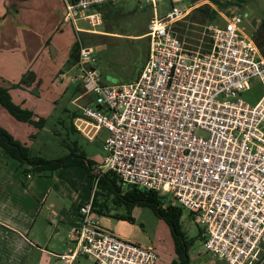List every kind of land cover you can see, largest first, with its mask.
I'll return each instance as SVG.
<instances>
[{"label": "built area", "instance_id": "obj_1", "mask_svg": "<svg viewBox=\"0 0 264 264\" xmlns=\"http://www.w3.org/2000/svg\"><path fill=\"white\" fill-rule=\"evenodd\" d=\"M124 1L63 0V22L77 34H99L103 8ZM142 1L153 16L148 58L135 81L105 83L92 66L93 48L79 40L73 81L87 100L78 121L83 131L108 133L99 170L126 186L171 194L199 226L212 264H264V92L255 105L242 97L253 79L264 87V48L235 15L203 27L207 49H190L174 31L189 8L160 16L159 0ZM93 199L80 206L75 245L58 256L60 264L80 257L160 264L152 246L124 241L93 219Z\"/></svg>", "mask_w": 264, "mask_h": 264}, {"label": "crops", "instance_id": "obj_2", "mask_svg": "<svg viewBox=\"0 0 264 264\" xmlns=\"http://www.w3.org/2000/svg\"><path fill=\"white\" fill-rule=\"evenodd\" d=\"M244 1L159 0L158 14L165 16L174 6L189 8L191 14L198 7L206 5L217 13L218 19L225 23L233 16L245 12ZM234 2H237L234 4L235 7L229 8V4ZM112 8L113 5L105 6L103 11L104 13L114 12ZM64 14L63 0H0L1 87L12 89L28 71L35 72L42 82L43 76L53 67V61L57 60L56 58L61 54L68 64L72 45L67 42L68 24L63 22ZM260 22L261 19H255L253 26L257 29ZM98 33L102 32L98 31ZM53 47L55 56L52 52ZM31 90L14 89L11 90V94L12 97L17 96L16 104L33 111L35 119L39 120L42 117L35 113L33 106V108L29 106L37 103L34 100L41 94L35 96ZM76 116L69 126L71 134H80L89 141H98L100 153L95 157L91 155L89 157L87 151L83 150L77 141L73 142L71 148L76 145L80 151H83L87 158L96 164L92 173L100 175L99 169L105 155L103 145L108 133L104 129L83 131L85 125L78 121L80 110ZM0 126L19 142L26 144L35 155L32 146L40 140V132L37 135L18 139L17 135L10 132L7 127L1 124ZM45 126L46 121L44 127L39 130H44ZM20 129L18 132H22V128ZM38 156H41L40 153ZM79 169L86 174L85 169L80 166L35 170L21 164L0 147V264H60L58 256L68 252L75 245L74 232L81 223L79 208L91 199L96 188L97 178L89 179L87 174V182L82 180L80 184H74L73 178H79L77 176ZM73 173L76 174L72 176ZM112 198H105L102 195L98 198L102 220L97 218L95 220L104 223V228L124 239L127 236L123 229L125 224H116L114 218L117 217L126 225L135 224V221L121 219L126 216L124 213L113 214L115 208L109 205ZM115 206L116 210L122 207ZM86 258L88 257H80L74 264H87L88 262L84 260ZM209 264H212L211 260Z\"/></svg>", "mask_w": 264, "mask_h": 264}, {"label": "rangeland", "instance_id": "obj_3", "mask_svg": "<svg viewBox=\"0 0 264 264\" xmlns=\"http://www.w3.org/2000/svg\"><path fill=\"white\" fill-rule=\"evenodd\" d=\"M235 3L237 2L230 3L228 7H235ZM162 6H166V4H162ZM243 8L245 12L240 14L243 18V30L245 33L254 36L257 29L253 26V21L264 18V0H245ZM112 9H114V12H105L106 19L103 25L97 28L102 33L96 35L82 33L78 35L75 28L68 25L66 27L67 42L73 48L80 40L86 46L93 48L94 62H92V66L99 71L105 83H128L139 77L148 58L149 39L143 33L148 32L153 8L142 0H128L114 4ZM209 23L204 21V17L199 12H193L187 17L186 23L182 24L185 26V35H181V27H175L174 31L178 38L186 43L188 48L198 49L194 46V43L200 40L201 49L205 50L202 44H209V39L203 35V27ZM218 24H223V22L219 19ZM78 25L84 29L89 28V25L84 21H80ZM199 36L200 39H198ZM56 59L53 61V67L48 70V74L43 76V80L38 87V93H35V85L26 89L27 91L32 89L31 92H34L32 94L35 96L41 94L38 99L34 100L37 103L32 101L34 104L29 107L33 106L35 113L46 120L45 131L15 121L1 105L0 124L17 135L18 139L27 138L29 135H37L40 132V140L32 148L35 155L40 153L46 159L53 160L64 157L69 153L73 142L76 141L83 150L87 151L89 157L90 155L95 157L96 154L99 155L100 153L99 142L89 141L80 134H71L69 127L73 121V115L77 114L79 107L87 100L82 97L83 90L79 84L73 81L76 69L68 66L63 54ZM62 73L67 75L64 76ZM263 92L264 87L260 80L253 79L250 90L243 93L242 97L250 105H255L261 99ZM13 99L17 103L16 95ZM20 128H22V132H18L21 130ZM78 172L77 176L79 178H73L75 185L80 184L82 180L87 182L86 174L87 178L91 179L86 169V174L80 169ZM75 174L73 173L72 176ZM139 190L144 189L139 188ZM98 198H101V196ZM159 202L164 209L169 206H178L171 194L159 195ZM109 205L115 208L113 214L124 213L135 221V224L126 225V223L120 222L117 217L114 218L116 224H125L123 229L125 230L124 234L127 236L124 239L121 238L122 240L143 246H152L160 256V264H171L174 260H178L171 228L164 219L155 214L150 206L136 205V207L130 209L128 214L124 205L118 209L119 211L116 210V204L114 205L112 200ZM178 208L180 207L178 206ZM180 209L182 210L180 224L189 243L188 264H209L212 258L211 255L206 254L199 226L190 217L188 210ZM92 217L93 219L102 220L99 212H94ZM99 224L104 227V223ZM84 260L88 262L87 264H96L91 257Z\"/></svg>", "mask_w": 264, "mask_h": 264}, {"label": "trees", "instance_id": "obj_4", "mask_svg": "<svg viewBox=\"0 0 264 264\" xmlns=\"http://www.w3.org/2000/svg\"><path fill=\"white\" fill-rule=\"evenodd\" d=\"M194 12H199L203 17L205 22H218V15L213 11L209 6H201L194 10ZM106 19V14H104ZM186 23H178L177 27H181V35H185V26L182 25ZM147 33H143L145 35ZM255 40L260 48H264V18L259 24L256 34L254 35ZM200 39V36L198 37ZM194 46L197 48L200 46V40L194 43ZM204 49L209 47V44H202ZM80 50L79 42L76 43L71 51L68 66L74 67L78 61ZM41 80L38 78L35 72L28 71L21 79V81L14 86L12 89H7L0 86V105L4 107L8 113L17 121L28 123L37 128H43L45 124L44 118L35 119V114L29 109H25L22 106L16 104L13 101L11 90L14 89H28L35 85L36 92L38 93V87ZM34 94V92H32ZM77 114L73 115L75 119ZM0 147L10 155L12 158L18 160L21 164L28 165L35 170H56L72 166H80L87 170L91 178H97L98 183L94 192L93 199V210L100 211V204L97 201L99 196L103 197H113L112 201L114 204L119 206H125L127 213L129 214L130 209L139 206H150L155 214L166 221L172 231L175 252L178 255V260H174L171 264H188V247L189 243L186 240V236L182 231L180 224L182 217V210L178 207L169 206L167 209H164L159 202V195L153 191L139 190L138 187L126 185L121 182V180L112 172L100 173V175H94L95 163L88 159L83 151H80L76 145L73 148H70L69 154L61 157L59 159L48 160L42 156L33 155L30 148L17 139H15L7 130L0 126ZM123 190L125 191L123 193ZM121 219L134 222V220L126 215L121 217ZM192 243V242H190Z\"/></svg>", "mask_w": 264, "mask_h": 264}, {"label": "water", "instance_id": "obj_5", "mask_svg": "<svg viewBox=\"0 0 264 264\" xmlns=\"http://www.w3.org/2000/svg\"><path fill=\"white\" fill-rule=\"evenodd\" d=\"M52 52H53V54H54V56H55V49H54V48H52Z\"/></svg>", "mask_w": 264, "mask_h": 264}]
</instances>
